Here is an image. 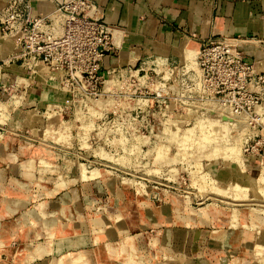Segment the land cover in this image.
I'll return each mask as SVG.
<instances>
[{
    "label": "rangeland",
    "instance_id": "374dc122",
    "mask_svg": "<svg viewBox=\"0 0 264 264\" xmlns=\"http://www.w3.org/2000/svg\"><path fill=\"white\" fill-rule=\"evenodd\" d=\"M19 50L0 59V264H197L194 231L220 264H264V122L188 102L173 79L196 56L114 67L91 91Z\"/></svg>",
    "mask_w": 264,
    "mask_h": 264
},
{
    "label": "built area",
    "instance_id": "2783aa9c",
    "mask_svg": "<svg viewBox=\"0 0 264 264\" xmlns=\"http://www.w3.org/2000/svg\"><path fill=\"white\" fill-rule=\"evenodd\" d=\"M27 10L26 0H8L0 11V32L24 51L19 56L32 73L38 64L57 69L61 79L76 85L83 80L91 91L111 75L102 67L113 45L111 29L89 15L92 0H63L49 15L29 17ZM250 41L215 37L202 43L194 67L181 66L174 74L173 81L192 87L187 101H204L220 116L228 111L249 127L263 123L264 71L243 50Z\"/></svg>",
    "mask_w": 264,
    "mask_h": 264
},
{
    "label": "crops",
    "instance_id": "0c3cea01",
    "mask_svg": "<svg viewBox=\"0 0 264 264\" xmlns=\"http://www.w3.org/2000/svg\"><path fill=\"white\" fill-rule=\"evenodd\" d=\"M26 1L29 17L49 15L63 2ZM7 2L0 0V11ZM89 15L111 29L115 51L103 57L105 74L114 67L138 66L146 59L190 62L194 58H188L185 51H198L202 43L215 37L251 39L244 52L253 58L257 70L264 71V0H92ZM10 40L0 32V59L6 60L13 50ZM9 68L3 80L31 84L30 77ZM37 78L43 85L41 76ZM32 91L35 89L27 90V95ZM195 233L188 239L191 246L200 249L194 258L197 264H220L223 254L210 244V236L200 231L195 239Z\"/></svg>",
    "mask_w": 264,
    "mask_h": 264
},
{
    "label": "bare ground",
    "instance_id": "6f19581e",
    "mask_svg": "<svg viewBox=\"0 0 264 264\" xmlns=\"http://www.w3.org/2000/svg\"><path fill=\"white\" fill-rule=\"evenodd\" d=\"M11 41V40H10ZM11 43V45L13 46L14 44H13V41H11L10 42ZM15 49V48H14ZM186 52V56L188 57V58H190V59H193L195 56H196V54L198 53V51H190V50H186L185 51ZM257 65V64H256ZM140 79H142V78H140ZM109 87V86H108ZM118 88V87H117ZM118 90V89H117ZM57 94V93H56ZM63 98H65V97H63ZM202 109V108H201ZM203 111H206L208 114H210V115H216L217 114V112H214V111H212V110H204V109H202ZM189 111V113H191V110H188ZM187 113V112H186ZM188 113V114H189ZM223 113H225V115L223 116V117H221L222 119H226V118H232V119H234V120H236V121H241V119L240 118H236L235 116H233V115H231L228 111H225V112H223ZM189 116V115H188ZM220 120V119H219ZM227 120V119H226ZM221 122V121H220ZM214 122H199L198 124H200L201 125V129L202 130H206L208 127H212V124H213ZM229 123V125H230V122H228ZM231 124H232V122H231ZM215 125V124H214ZM228 125V126H229ZM236 125H239V123L238 124H236ZM197 126V125H196ZM216 126H217V124H216ZM228 126H227V129H228ZM231 126V125H230ZM229 126V127H230ZM235 126V125H234ZM233 126V127H234ZM239 126H241V125H239ZM219 127V126H218ZM232 127V126H231ZM230 127V128H231ZM243 127V126H242ZM242 127H240V128H242ZM229 128V129H230ZM240 128H238L239 130L238 131H240V133H242V131L240 130ZM210 129V128H209ZM221 129H223V128H221ZM220 129V130H221ZM232 129V128H231ZM236 129V128H235ZM244 129H245V127H244ZM243 129V130H244ZM199 130V129H198ZM237 130V129H236ZM246 130H247V128H246ZM216 131V130H215ZM202 132V131H201ZM212 132V131H211ZM219 132V131H218ZM201 134V133H200ZM203 134V133H202ZM208 134V133H207ZM182 136V135H181ZM172 137H173V135H172ZM183 137H185L184 135H183ZM187 137V136H186ZM186 137L185 138H182V139H185V140H187L186 139ZM189 137V136H188ZM187 137V138H188ZM201 137V136H200ZM174 138H175V136H174ZM174 138H173V140H174ZM181 138V137H180ZM198 139H200V138H198ZM182 141V140H181ZM178 142H180V141H178ZM200 142V141H199ZM206 142V141H205ZM198 144V143H197ZM123 147V146H122ZM227 149V148H226ZM231 149V148H230ZM238 149V148H237ZM223 150V149H222ZM229 150V149H228ZM230 151H232V153H234V154H236V152H237V150H236V152L234 151V148H232V150H230ZM229 151V152H230ZM213 152V151H212ZM215 152V151H214ZM228 152V151H227ZM231 153V152H230ZM229 153V154H230ZM238 153V152H237ZM237 155H239V154H237ZM237 158H238V156H237ZM153 172V171H152ZM197 172V171H196ZM146 174V173H145ZM155 175V174H154ZM218 190V189H217ZM220 191H223V189H221ZM219 191V192H220ZM262 194V193H261Z\"/></svg>",
    "mask_w": 264,
    "mask_h": 264
}]
</instances>
